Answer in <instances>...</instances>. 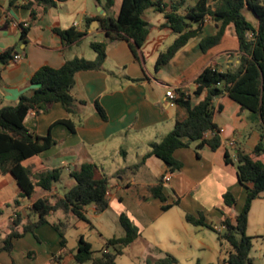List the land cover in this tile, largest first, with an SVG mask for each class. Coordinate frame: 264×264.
Instances as JSON below:
<instances>
[{"label": "crops", "instance_id": "obj_1", "mask_svg": "<svg viewBox=\"0 0 264 264\" xmlns=\"http://www.w3.org/2000/svg\"><path fill=\"white\" fill-rule=\"evenodd\" d=\"M54 1L52 5H44L37 0H0V52L14 47V53L21 55L17 60L12 59L4 66L0 65V106L14 104L20 93L30 91V76L41 65L58 67L65 59L73 56L93 59L95 53L87 51L83 39L97 37L88 40V46L91 41L104 40L105 35L98 19L105 15L116 16L121 3V0H113L112 6L106 9L105 0ZM195 1L161 0L159 7L167 10V5H177L178 11L183 12ZM246 9L244 16L255 27L257 20ZM86 17L91 18L87 24ZM143 18L151 28L146 40L135 53L126 39L109 42L99 69L79 70L76 73L72 91L85 103L78 105L81 119L73 131L62 123H56L59 119L69 117L60 102H54L48 107L41 104L26 113L24 124L31 132L36 135L49 134L56 141L46 150L29 157L36 158V161L28 168L35 172L44 168L62 167L63 172H69L78 168L82 162L93 163L97 173L109 177L108 207L98 212L94 204H89L85 207L87 221L69 214L66 218L70 226L74 225L82 231L86 226L92 229L98 233L102 247L109 237L104 236L95 224L99 221L109 226L108 221L101 216L110 209L120 226L119 234L112 236L124 234L119 222L120 213H124L140 231L132 243L143 240L154 259L170 253L178 259V264H194L196 261L198 264H207L214 262L212 257L218 252L217 247L197 237V227L204 226L191 224L185 214L189 212L196 215L202 211L206 221L218 230L222 229L221 221L225 216L234 222L245 197V188L238 182L236 175L235 151L240 148L250 152L261 139L264 142V133L261 137L258 123L249 112L223 94L213 99V120L221 139L217 148L211 149L206 144L196 148V141L189 146L176 148L173 155L182 165L175 171H170L155 155L146 156L149 142L161 139L176 119L186 116L185 108L170 103L165 91L172 88L175 94L183 93L191 104L203 99L205 90L194 95V79L208 65L218 70L234 66L238 61V39L233 24L229 23L217 43L201 50L200 39L214 34L219 24L210 15H206L201 31L179 48L168 62L156 66L159 53L172 43L176 34L170 29L159 27L164 22V13L155 5L144 9ZM70 26L86 34L78 42L66 45L54 28L65 29ZM22 27L27 30L26 41L20 39ZM95 101L102 106L106 118H102L95 109ZM210 134L207 133V137ZM230 141L234 143L230 144ZM225 153L232 162L225 161ZM143 156V163L131 168ZM8 175L17 194L18 186L13 177ZM59 182L61 179L53 183L49 191L41 189L43 193L37 196H46L52 202L67 188L59 185ZM157 183L162 185L166 202L172 203L177 199L178 204L161 210L160 200L151 196L148 189ZM226 190H230L236 199L231 206L223 203L222 193ZM32 198H19L20 209L30 203ZM59 213L57 211L50 215ZM70 217L74 221L71 222ZM161 231L165 232L163 236ZM47 234L54 241L55 247L48 246L43 251V260L38 264H49L52 252L59 249V235L49 222L35 229L36 237L27 232L15 238L10 254L0 251V264H21L17 257L28 252L27 247H33L30 236L38 245ZM79 236L86 238L81 230L77 240ZM21 242L26 243L18 247L20 254L16 256L17 244ZM222 248L223 245L219 252ZM229 249V245H225L223 258ZM208 250L211 254L209 257L204 253ZM68 253L71 258V250L66 244L64 255ZM62 261L65 263V256Z\"/></svg>", "mask_w": 264, "mask_h": 264}, {"label": "trees", "instance_id": "obj_2", "mask_svg": "<svg viewBox=\"0 0 264 264\" xmlns=\"http://www.w3.org/2000/svg\"><path fill=\"white\" fill-rule=\"evenodd\" d=\"M44 5L54 4V0H37ZM264 0H196L187 6L183 12L178 11L177 5H167V10L159 6L161 0H121L116 16L105 15L100 17L99 23L105 39L94 40L89 46L95 53L93 59L82 56H73L65 59L58 67L43 64L30 76V91L19 94L17 101L11 105L0 106V173L10 174L18 186L16 205L20 204L19 198H32L35 187L49 191L53 183L60 181L63 172L62 167L44 168L35 172L22 164L27 158L46 150L55 140L49 135H36L24 124L26 113L41 104L50 106L54 102H60L69 117L62 118L56 123H62L71 131L81 119L78 105L85 100L78 99L73 94L75 75L79 70L99 69L106 56V45L119 39L129 41L133 53L140 48L146 40L151 25L143 18L145 8L155 5L164 13V22L160 28L170 29L176 34L172 43L156 59V66L165 64L191 37L201 31L204 17L210 15L219 24L212 35L204 36L199 41L201 50L217 43L227 24L232 23L238 39V61L225 70L216 67L205 66L194 79L196 88L194 95L203 90L206 91L203 99L195 104L184 97L183 93L175 95L173 101L178 106L185 108L186 116L176 119L172 128L159 140L149 142L148 155L160 158L170 171L178 170L182 163L176 159L173 152L176 148L189 146L197 142L196 148L208 145L211 149L217 148L221 139L219 129L213 120V99L226 94L236 101L242 109L249 112L260 128L261 137L264 133ZM113 4V0H105L106 9ZM248 8L255 16L257 25L246 19L242 9ZM32 15L34 11L31 10ZM91 18L86 17L87 24ZM60 36L63 44L78 42L86 34L74 26L65 29L54 28ZM27 30L22 27L20 39L26 41ZM251 33V36L248 34ZM14 47H8L0 52V65L4 66L13 59ZM94 107L102 118H106L102 106L95 101ZM76 119V121H75ZM210 136L205 137V133ZM144 157L131 166L137 167L143 163ZM226 162H232L227 153L224 155ZM235 167L238 182L245 188L244 202L237 212L234 222L224 217L221 224L222 230L211 226L202 211L197 214L186 212L188 222L196 226H205L217 232L218 239L226 242L230 249L225 258L217 262L207 264H250L251 236L246 233L248 213L252 201L264 191V142L261 139L250 152L240 148L235 151ZM96 166L90 162H82L76 169H71L68 175L74 183L65 188L62 195L52 202L46 196L32 198L29 205L30 215L26 220H20V213L16 211L8 232L0 238V251L11 253L13 240L31 232L35 235V229L48 222L47 216L60 211L65 219L57 218L50 225L59 235V249L52 252L49 264L63 263L67 238L66 229L70 226L66 218L72 214L77 219L87 221L85 207L94 204L98 212L108 207V182L109 177L103 173H97ZM150 195L161 202V210H167L178 200L172 203L166 202V195L160 183L149 186ZM224 205L231 206L236 199L230 190L222 193ZM223 213V211H222ZM119 222L124 229L122 236L106 238L103 246L98 250L92 248L91 243L79 236L76 250L72 254L73 260L82 264H115L118 255L123 249L132 243L140 234L139 228L130 218L120 213ZM36 237V235H35ZM31 254L32 251H28ZM147 264H178V259L170 254L156 259H146ZM194 264H198L197 261Z\"/></svg>", "mask_w": 264, "mask_h": 264}, {"label": "rangeland", "instance_id": "obj_3", "mask_svg": "<svg viewBox=\"0 0 264 264\" xmlns=\"http://www.w3.org/2000/svg\"><path fill=\"white\" fill-rule=\"evenodd\" d=\"M247 9L243 8L242 13L245 15ZM253 17L254 14L251 12ZM97 39V37H85L83 39L87 51L92 52V48L88 46V40ZM88 56V55H87ZM36 161V158H29L22 161V164L26 167H30L33 162ZM74 183V180L68 175V172L65 171L62 173L61 182L59 185L64 186H71ZM43 193V191L36 187L33 192V197L35 198L38 194ZM17 197L15 185L13 181L9 178L7 174L0 173V238L3 237L9 230V227L12 223L13 218L16 216V211L20 213V220L25 221L26 215L29 216V205L28 202L24 207H19L14 202V198ZM65 219L63 213H59V215H48L47 219L48 222L55 221L57 218ZM102 219L107 220L109 226L104 225V223H100L99 221L96 222V227L101 231V233L106 236L110 237L112 234L118 235L119 234V224L115 219L114 214H112V210H107L101 216ZM71 222L74 221L70 217ZM213 224V223H212ZM82 225V224H80ZM77 226V225H76ZM217 229V228H216ZM81 232L87 238L88 241L91 242L92 248L98 250L101 247L100 237L98 233L89 229L86 226V229L82 231L75 227L74 225L68 226L66 229V238H67V247L71 250V254H73L76 250V240L78 233ZM222 230V229H221ZM46 232V231H45ZM48 233V232H47ZM50 233V232H49ZM164 231H161V236L164 235ZM246 233L251 236V249H250V256L252 257V262L250 264H264V191L261 192L260 197L254 199L251 203L250 210L248 213V226L246 228ZM33 247H27V251H32L31 254L27 252L21 257H17L21 264H38L43 260V251L49 246L50 248L55 247L54 241L49 237V234L43 239L42 243L36 244L33 236H30ZM197 237L203 238L207 243L213 244L217 247L218 252L216 253L217 257L213 256L212 260L217 262V260H221L223 258L225 245L228 244L226 242H221L218 239L217 232L212 230L208 227H197ZM85 238V239H86ZM37 239V238H36ZM28 241V240H25ZM22 243V242H21ZM17 244L15 254L16 256L19 253L20 246H24L26 242L22 244ZM31 243V242H30ZM54 245H53V244ZM221 245L222 254L220 251ZM19 247V248H18ZM208 257L211 255L210 251L204 252ZM36 255V256H35ZM35 256V257H34ZM65 256V264H78L73 260V257L70 258L69 253ZM153 255L149 253V248L147 244L143 240H137L136 242L132 243L128 247H126L122 254L118 255L116 258L115 264H147L146 259L152 257ZM82 264H91L90 262H84ZM185 264V263H183Z\"/></svg>", "mask_w": 264, "mask_h": 264}, {"label": "built area", "instance_id": "obj_4", "mask_svg": "<svg viewBox=\"0 0 264 264\" xmlns=\"http://www.w3.org/2000/svg\"><path fill=\"white\" fill-rule=\"evenodd\" d=\"M263 7H264V2H263ZM248 36H251V33H249L248 34ZM21 57V55L20 54H18V53H15L14 55H13V60H17V59H19ZM165 95L169 98V102L170 103H173L174 101H173V99H174V97H175V91H174V89H172V88H168L166 91H165ZM207 133H210V132H206L205 133V137H207ZM234 142L233 141H230V144H233ZM165 178V177H164ZM223 225H222V229H223Z\"/></svg>", "mask_w": 264, "mask_h": 264}]
</instances>
